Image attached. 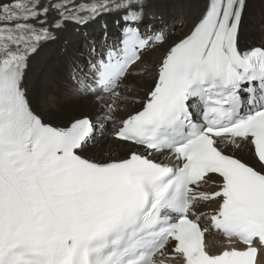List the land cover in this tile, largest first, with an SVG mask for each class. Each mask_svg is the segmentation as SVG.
<instances>
[{
  "label": "snow or ice",
  "instance_id": "snow-or-ice-1",
  "mask_svg": "<svg viewBox=\"0 0 264 264\" xmlns=\"http://www.w3.org/2000/svg\"><path fill=\"white\" fill-rule=\"evenodd\" d=\"M153 7L0 0V264H264V46H242L247 0H206L146 97L130 100L132 66L166 39ZM109 20L120 30L111 43ZM92 24L104 31L86 59L68 56L65 95L102 111L57 123L30 94L32 61ZM129 103L140 107L119 115ZM101 121L121 155L100 143ZM209 174L217 190L202 191ZM202 202L216 205L218 253L194 211Z\"/></svg>",
  "mask_w": 264,
  "mask_h": 264
},
{
  "label": "bare ground",
  "instance_id": "bare-ground-1",
  "mask_svg": "<svg viewBox=\"0 0 264 264\" xmlns=\"http://www.w3.org/2000/svg\"><path fill=\"white\" fill-rule=\"evenodd\" d=\"M206 0H154V8L159 13H164L162 18L156 16L149 9L150 19L156 29L162 30L166 39L161 45L155 46L152 50L143 53L141 60L132 66L130 75L125 83L127 91L123 93L130 100L142 101L154 85L156 69L166 48L173 41H177L191 30L194 23L204 11ZM164 9V11H160ZM89 35L85 37L75 32L61 33V39L46 45L39 52V55L32 61L30 71L29 89L30 94L34 95L40 105L41 111L55 114L58 119L57 123H64L73 116L84 114L91 115L93 118L98 111H102L97 106L91 104L88 98L79 101L66 98V89L69 87L67 58L70 54L87 58L88 43L92 39H99L100 34L104 31L100 24H92L87 29ZM114 25L111 20L108 24V36H112ZM242 46L249 47L262 45L264 42V0H247V9L241 25ZM151 55V56H148ZM148 69L149 71H145ZM153 84V85H152ZM124 108L123 105H121ZM139 104L129 103L127 108L119 115H127L133 108L138 109ZM80 108L83 112L75 113L73 110ZM76 111V110H75ZM78 112V111H77ZM101 127H106L100 143L104 145L105 150L111 149L113 156H119L122 150L114 144H111L112 132L111 122H100ZM105 125V126H104ZM99 135V128H98ZM91 154V153H90ZM241 155L240 153H237ZM246 156V155H245ZM245 158V157H244ZM248 160L252 162V157L248 154ZM215 175L209 176L208 186L205 191H215L216 185L212 183ZM203 183V182H202ZM203 190V187H200ZM216 205L211 203L208 207L202 205L200 208L205 209L207 216L211 215ZM216 233L207 232L205 234L206 248L210 253H218L226 244L216 236ZM264 260V258H259Z\"/></svg>",
  "mask_w": 264,
  "mask_h": 264
},
{
  "label": "rangeland",
  "instance_id": "rangeland-1",
  "mask_svg": "<svg viewBox=\"0 0 264 264\" xmlns=\"http://www.w3.org/2000/svg\"><path fill=\"white\" fill-rule=\"evenodd\" d=\"M206 4V3H205ZM204 7H205V5H204ZM163 11H164V9H162ZM161 9H160V11H162ZM151 12L153 13V14H155L156 16H158V17H160V19L162 18V16L164 15V13H159V11H157L154 7L153 8H151ZM184 36V35H183ZM182 36V37H183ZM167 38V37H166ZM175 41H173L172 43H170L169 44V46L170 45H172L173 43H174ZM166 43V42H165ZM260 44L261 43H263L264 44V42H259ZM168 46V47H169ZM244 46V45H243ZM167 47V48H168ZM166 48V49H167ZM148 56H151V55H148ZM153 85V84H152ZM151 88V87H150ZM150 90V89H149ZM76 110V111H75ZM75 113H79L80 114V112H83V110L82 109H80V108H76V109H74L73 110ZM78 111V112H77ZM80 111V112H79ZM105 126V125H104ZM110 137H111V135H109V139H110ZM238 155V154H237ZM246 155V156H245ZM239 156V155H238ZM245 157V158H244ZM242 158L243 159H245L246 161H248V154H244L243 156H242ZM201 186L203 187V190L202 191H205L206 190V188H207V186H208V184L207 183H201ZM202 204L203 205H206L207 207L211 204V203H207V204H204L203 202H202ZM201 209V211L203 212V213H206L205 212V209H202V208H200ZM214 236H216V237H218V238H220L221 239V237L218 235V234H216V235H214Z\"/></svg>",
  "mask_w": 264,
  "mask_h": 264
}]
</instances>
